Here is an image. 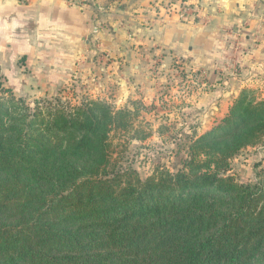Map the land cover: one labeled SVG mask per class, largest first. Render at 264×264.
Segmentation results:
<instances>
[{"label":"trees","instance_id":"16d2710c","mask_svg":"<svg viewBox=\"0 0 264 264\" xmlns=\"http://www.w3.org/2000/svg\"><path fill=\"white\" fill-rule=\"evenodd\" d=\"M130 116L101 100L30 105L0 84V264H264V172L228 175L264 140V99L242 89L184 137L176 168L144 179L111 157Z\"/></svg>","mask_w":264,"mask_h":264},{"label":"rangeland","instance_id":"374dc122","mask_svg":"<svg viewBox=\"0 0 264 264\" xmlns=\"http://www.w3.org/2000/svg\"><path fill=\"white\" fill-rule=\"evenodd\" d=\"M65 1L71 6L82 5L103 19L115 13L135 20L143 16L148 23L172 14L183 24L205 26L219 21L222 32L231 38L225 42L227 54L224 59L228 62L225 75L217 69L213 72L194 69L188 60L166 55L163 51L152 53V48L145 50L150 52L147 53L149 57L140 61L143 69L136 74L129 70L125 72L127 65L116 75L108 70L110 62L106 53L89 52L85 54L84 63L80 62L75 75L62 88L37 89L25 97H19L7 87L4 77L0 76L2 88L11 90L16 98H23L30 105L41 99L60 98L74 106L89 100H101L115 111L129 110L128 129H115L110 133L111 157L118 167L137 170L141 179L158 167L176 168V151L184 137L202 135L228 114L239 95L238 52H246L240 44L241 34L244 28L257 30L258 34L264 32V0ZM238 12L243 16L239 20ZM227 19L230 20L225 21ZM87 55L90 59L86 61ZM24 65V59L18 62L20 73L26 70L22 68ZM235 79L237 81L233 82ZM232 89L236 96L221 106L222 95L230 96ZM243 89L253 90L258 99H264L259 87ZM221 109L224 113L220 117L211 115ZM263 172L264 140L247 147L231 160L228 175L239 183L253 184Z\"/></svg>","mask_w":264,"mask_h":264},{"label":"crops","instance_id":"0c3cea01","mask_svg":"<svg viewBox=\"0 0 264 264\" xmlns=\"http://www.w3.org/2000/svg\"><path fill=\"white\" fill-rule=\"evenodd\" d=\"M174 16L149 23L143 16L135 20L115 13L103 19L65 0H0V76L25 97L37 89L62 88L89 52L106 53L108 70L117 75L127 65L125 72H140L147 53L161 51L188 60L194 69H217L225 75V42L231 38L219 21L191 25ZM242 17L238 12V20ZM240 44L246 52H238V94L245 87H259L264 93V32L244 28ZM22 59L24 73L18 67ZM233 90L230 96L222 95L221 106L236 96ZM220 112L211 115L220 117L224 110Z\"/></svg>","mask_w":264,"mask_h":264}]
</instances>
